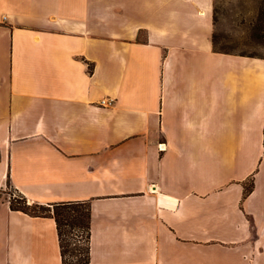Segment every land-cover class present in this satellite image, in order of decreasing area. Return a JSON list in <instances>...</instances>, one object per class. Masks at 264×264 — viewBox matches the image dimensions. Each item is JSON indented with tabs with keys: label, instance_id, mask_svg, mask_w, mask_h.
<instances>
[{
	"label": "crops",
	"instance_id": "1",
	"mask_svg": "<svg viewBox=\"0 0 264 264\" xmlns=\"http://www.w3.org/2000/svg\"><path fill=\"white\" fill-rule=\"evenodd\" d=\"M214 29L213 0H0V264H62L8 182L89 204V264H264V56Z\"/></svg>",
	"mask_w": 264,
	"mask_h": 264
},
{
	"label": "rangeland",
	"instance_id": "2",
	"mask_svg": "<svg viewBox=\"0 0 264 264\" xmlns=\"http://www.w3.org/2000/svg\"><path fill=\"white\" fill-rule=\"evenodd\" d=\"M264 0H213L215 29L213 44L216 49L264 56V42L255 37L254 28ZM250 181L247 187H250ZM6 198L13 201L18 207L24 206L22 194L16 191L8 182L3 190ZM28 203V202H27ZM29 204V203H28ZM39 213L43 209L35 208ZM81 215L86 213L85 205L78 207ZM65 243L74 252H68L67 258L72 254H80L86 244V232L75 227L65 228Z\"/></svg>",
	"mask_w": 264,
	"mask_h": 264
},
{
	"label": "trees",
	"instance_id": "3",
	"mask_svg": "<svg viewBox=\"0 0 264 264\" xmlns=\"http://www.w3.org/2000/svg\"><path fill=\"white\" fill-rule=\"evenodd\" d=\"M255 37L264 42V2L261 7L255 28ZM246 54V53H243ZM253 55V54H250ZM24 201L23 207L16 206L13 201H10L12 210H18L28 213L33 216H50L55 219L57 235L60 246V254L62 264H89L90 263V206L87 202H64L52 205L28 204L27 200L22 196ZM85 205L86 213L81 215L78 207ZM35 208L43 209L37 213ZM80 227L86 232V248L80 251V254H72V257L67 258L68 252H74L75 249H69V245L65 243V228Z\"/></svg>",
	"mask_w": 264,
	"mask_h": 264
},
{
	"label": "built area",
	"instance_id": "4",
	"mask_svg": "<svg viewBox=\"0 0 264 264\" xmlns=\"http://www.w3.org/2000/svg\"><path fill=\"white\" fill-rule=\"evenodd\" d=\"M103 105H110V104H112L113 103V100L112 99H108V100H103L102 102H101ZM165 144L164 143H161V144H159V150L160 151H164L165 150V146H164Z\"/></svg>",
	"mask_w": 264,
	"mask_h": 264
}]
</instances>
